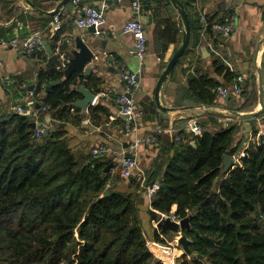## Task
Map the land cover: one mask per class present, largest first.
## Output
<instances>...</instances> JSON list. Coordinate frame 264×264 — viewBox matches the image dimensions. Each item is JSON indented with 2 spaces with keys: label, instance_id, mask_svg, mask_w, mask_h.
<instances>
[{
  "label": "trees",
  "instance_id": "obj_1",
  "mask_svg": "<svg viewBox=\"0 0 264 264\" xmlns=\"http://www.w3.org/2000/svg\"><path fill=\"white\" fill-rule=\"evenodd\" d=\"M185 4L187 9L189 0ZM214 22L207 19L211 35L217 32ZM214 63L219 73L225 71L224 63ZM63 75L58 68L39 73L37 115L0 103V264H168L150 249L140 217L145 186L155 182L160 188L147 193L150 213L158 212V218L151 213L153 219L162 213L190 217L183 234L190 239L191 253L179 256L178 264H264V137L251 141L239 163L225 171V156L239 148V125L210 129L215 121L205 118L201 135L181 136L182 131L171 143L174 152L163 172L149 171L144 182L129 180L106 170L110 162L102 156L75 152L63 127L37 136L38 126L32 125L37 116L48 113L56 124L68 121L70 104L81 96L72 87L91 83ZM57 79L62 82L44 94ZM219 85L213 78H191L176 103H215ZM104 112L102 105L90 107L95 122ZM122 180H129L128 189H120ZM167 233L157 228L155 240L167 242L161 236Z\"/></svg>",
  "mask_w": 264,
  "mask_h": 264
},
{
  "label": "crops",
  "instance_id": "obj_2",
  "mask_svg": "<svg viewBox=\"0 0 264 264\" xmlns=\"http://www.w3.org/2000/svg\"><path fill=\"white\" fill-rule=\"evenodd\" d=\"M61 1L0 0V37L17 36L23 41L34 32H40L43 40H47L56 50L72 34L81 35L86 40L100 39L102 35L109 39L105 53L113 59L112 63L103 58L99 61L102 67L84 77L91 81L88 88L96 96L90 107L102 105L108 113L101 114L98 122H95L90 116V107L83 110L74 106V101L70 104L71 118L57 123L65 124L64 137L80 156L89 155L94 147L105 144L108 150L102 156L103 160L114 164L110 169L121 174L120 161L126 152L132 150V155L139 160L146 178L149 171L163 172L167 158L174 152L170 148L171 143L179 140L177 136L182 131L181 136L192 134L190 122L201 126V120L213 118L215 122L208 124L210 129H216L221 124L228 127L237 123L239 127L235 143L239 148L231 155L232 163L246 153L245 149L251 141L257 139L259 131L264 128V109L262 110L260 103L261 80L264 88V0H189L187 11L191 20V41L174 71L163 83L160 102L164 109L157 105L155 88L168 62L181 46L184 31L183 19L172 0H82L80 6L68 8L65 5L59 7L57 14L51 15L50 12ZM103 1L110 7L105 14L102 34L94 35L88 28H80L76 19L82 14V7L98 6ZM135 1L140 5L139 11L134 8ZM182 1L186 3V0ZM203 15L207 19L213 17L215 21L230 18L234 23L233 32L230 36H224L218 30L216 35L207 33L206 24L201 18ZM56 17L59 21H56ZM132 19L143 25L148 37V50L143 57L136 53L133 34L123 31L124 25ZM55 25H59L58 30L54 29ZM180 32L182 34L179 35ZM94 50L98 51L97 48ZM49 56L45 46L32 56L24 53L22 44L0 50V103L3 107L14 110L15 106L21 104L22 97L29 90H35L39 73L43 69H60L56 64L47 66ZM216 60L224 63V72L217 71L214 63ZM110 66L115 68L114 72L109 69ZM126 72L137 74L134 99L142 110V116L130 131L126 129L127 119L120 116L116 108V100L123 88L121 74ZM239 75L244 76L242 92L245 95L232 92L223 99L218 88H232ZM199 76L213 78L220 83L214 89L217 93L215 103L187 99L186 102L183 101L184 105H178L177 100L182 99L180 90L189 86L191 78ZM62 78L65 79L64 75ZM96 80L99 82L96 83ZM83 97L81 93L78 99ZM235 103L244 107L233 110ZM30 109L37 115L36 104ZM41 116L43 113L37 116V126L47 125ZM129 180H122L120 189H128ZM143 196L140 217L149 245L158 242L155 240V230L159 227L150 213L149 195L146 193ZM159 232L162 233L161 228ZM175 235L169 230L164 236L167 239L170 236L176 237ZM174 249L176 250L175 247ZM158 253L165 255L166 251L161 247L155 252L156 255Z\"/></svg>",
  "mask_w": 264,
  "mask_h": 264
},
{
  "label": "built area",
  "instance_id": "obj_3",
  "mask_svg": "<svg viewBox=\"0 0 264 264\" xmlns=\"http://www.w3.org/2000/svg\"><path fill=\"white\" fill-rule=\"evenodd\" d=\"M82 0H73V4L75 6H80ZM134 8L139 11L140 5L137 1L134 2ZM109 4L106 1H103L98 6L90 5L86 7H82V14L79 15L76 19V23L80 28H88L90 26H95L96 33L98 35L102 34V26L105 24V14L109 9ZM202 20L205 24H207V17L203 15ZM56 21H59V18L56 17ZM214 29L223 33L224 36H230L234 30V23L229 18L225 21H215L213 24ZM59 25H55L54 29L58 30ZM123 31L126 33H131L135 37V47L136 53L139 57H143L148 50V37L145 32L143 25L136 19H132L128 21L124 27ZM19 44H22V50L27 55H34L37 52L41 51L44 47L43 38L40 32H34L31 36L27 37L25 40L21 41L17 36H2L0 37V50L2 48L8 47H18ZM2 66V59L0 57V68ZM121 78L123 81V88L121 94L118 96L116 100V108L118 109L119 115L124 116L127 119L126 129L127 131L132 130L135 122L142 116V110L138 106L137 102L134 99V93L136 91L137 86V74L132 72H126L121 74ZM244 82V76L239 75L235 78L234 84L232 88L222 87L218 88L220 95L223 97H227L232 92L234 94H240L243 90L242 83ZM35 92L34 90H29L26 95L22 97V103L15 106L14 110L21 114H32L33 111L30 109L35 105ZM34 110V109H33ZM45 110V108H43ZM41 126V127H40ZM37 127V136L40 137L42 133L48 128L46 125H40ZM189 129L192 135H201L202 127L196 122L189 123ZM261 137H264V128L261 129L258 133L257 139L260 140ZM177 139L179 137L177 136ZM193 142V141H192ZM108 148L105 144H99L98 146L92 149V153L95 156H103L107 152ZM243 156L245 153L242 154ZM239 158L236 159V162L239 163ZM121 167V175L124 178H130L131 176L137 177L139 180H145L144 173L141 169L139 160L132 155V150L126 152V154L122 157L120 161ZM160 188V184L155 182L153 185L146 186L147 193L153 194L156 190ZM171 218L177 222H181L183 218L173 214V213H162L159 218ZM158 220L156 221L157 226ZM158 227V226H157ZM165 238V236L162 234ZM180 236H178L179 239ZM161 259L166 261L168 264H174L175 260L166 259L161 256ZM174 259V258H173Z\"/></svg>",
  "mask_w": 264,
  "mask_h": 264
},
{
  "label": "water",
  "instance_id": "obj_4",
  "mask_svg": "<svg viewBox=\"0 0 264 264\" xmlns=\"http://www.w3.org/2000/svg\"><path fill=\"white\" fill-rule=\"evenodd\" d=\"M174 6L178 9L184 23V31H183V40L181 46L176 50L170 61L168 62L165 70L162 72L156 88H155V100L157 105L164 109L160 102V92L163 86V83L166 81L167 77L174 71L178 61L184 55L186 50L189 47L191 41V20L186 9V6L182 0H172ZM67 5L68 8H74L73 0H62L60 5L53 11L50 12L51 15H55L59 11V7ZM88 31L91 34L97 35L95 26L88 27ZM102 38H95L86 40L81 35H74L72 34L70 38L63 41V43L58 47L56 50L52 47L47 40H43V44L46 47L48 52L49 60L47 62V66H52L56 64L59 66L60 69L63 70L64 77L69 78L70 76L76 75L77 78H84L86 76H90L94 69H100L102 67L101 59L107 58L106 61L108 63H112L113 59L106 55L105 48L108 44L109 39H107L106 35H102ZM95 48L98 49L95 52ZM106 55V56H105ZM89 63L90 66L86 67ZM121 65V64H120ZM109 69L111 71H115L113 66H110ZM62 82V79H57L51 81L47 86L45 93L50 89L51 86L59 84ZM77 91L83 94L82 99L76 100L74 106L80 107L83 110H87L89 108L94 99L95 93L88 88L84 84H80L77 88ZM260 103L262 106V110L264 109V88H263V81L260 82ZM36 108L41 111L40 103H36ZM44 119L49 126L45 131L44 134L48 135L51 132L56 131L59 127L65 126L64 123L56 124L52 121V117L43 113V116L40 117ZM34 127H37L36 121L32 122ZM195 142H193L194 144ZM114 164H109L106 166V170H109L113 167ZM232 166V157L230 154H227L224 158V170H228ZM129 179H134L131 176ZM109 190H106L105 194H108ZM151 213L154 217L158 218V212L155 210H151ZM157 226L161 228L163 232H167L168 230L174 232L175 234L179 235V243L182 245L184 252L191 253L190 248V239L186 235H180L185 229L190 227V217L183 218L181 222H177L171 218H159ZM194 255V254H193Z\"/></svg>",
  "mask_w": 264,
  "mask_h": 264
},
{
  "label": "rangeland",
  "instance_id": "obj_5",
  "mask_svg": "<svg viewBox=\"0 0 264 264\" xmlns=\"http://www.w3.org/2000/svg\"><path fill=\"white\" fill-rule=\"evenodd\" d=\"M120 173H121V168H120ZM180 235H183V231L180 232ZM175 236L176 237H172V236L167 237V239H166L167 242H165V243L158 241L157 243L149 244L150 249L155 253L156 251L160 250L161 247H163V250L166 251L165 255H160L162 253H158V255H156V254L155 255L159 258H161V256H162L166 259H171V260H173V256H174V259L176 261V259L184 253V249H183L182 245H180V243H179V239H178L179 235L176 234ZM174 247L176 248V250L174 249ZM174 264H178L177 261Z\"/></svg>",
  "mask_w": 264,
  "mask_h": 264
}]
</instances>
